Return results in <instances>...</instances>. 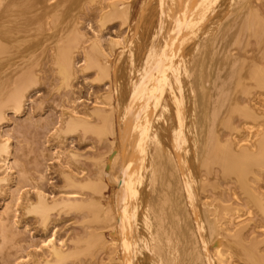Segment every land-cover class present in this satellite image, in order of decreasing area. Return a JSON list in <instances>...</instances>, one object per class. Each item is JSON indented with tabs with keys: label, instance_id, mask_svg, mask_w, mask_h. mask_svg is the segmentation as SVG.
Wrapping results in <instances>:
<instances>
[{
	"label": "bare ground",
	"instance_id": "bare-ground-1",
	"mask_svg": "<svg viewBox=\"0 0 264 264\" xmlns=\"http://www.w3.org/2000/svg\"><path fill=\"white\" fill-rule=\"evenodd\" d=\"M94 9L89 37L82 18ZM112 21L126 33L105 40ZM44 60L69 97L56 127H43L58 155L76 157L65 141L78 132L101 150L92 175L66 178L74 190L64 198L38 185L17 192L0 213V241L17 226L14 208L44 231L52 213L72 210L83 236L69 248L45 238L33 264L98 249L108 264H264L240 233L244 216L264 217V0H0V197L13 182L6 114H21ZM79 72L107 85L101 107L74 97Z\"/></svg>",
	"mask_w": 264,
	"mask_h": 264
},
{
	"label": "rangeland",
	"instance_id": "rangeland-1",
	"mask_svg": "<svg viewBox=\"0 0 264 264\" xmlns=\"http://www.w3.org/2000/svg\"><path fill=\"white\" fill-rule=\"evenodd\" d=\"M98 15V10L94 9L87 11L82 18L81 27L89 37L95 34ZM125 33L126 27L118 21L107 23L101 31L105 40H117ZM45 61H42L45 72L39 73L40 81L29 90L28 101L21 114L13 116L7 113L2 127V134L9 137L11 142L10 165L13 182L7 194L0 197V213L6 206L13 204L17 192H32L37 185L48 200L64 198L63 193L74 190L68 185L66 178L70 176L82 182L92 175L94 160L101 150L92 134L78 132L66 136V144L64 143L76 157L66 163L68 158L58 155V140L51 136V131H43V127L49 123L52 124L51 127H56L69 97L68 92L59 86L58 78L45 65ZM75 61V68L80 69L83 66L81 56L77 55ZM93 78V72H79L73 82L74 97L89 109L101 107L98 97L107 91L106 84H95L92 82ZM261 181L264 189V174ZM236 196L231 202L235 205L240 202L239 205H242L244 211L246 206L241 204L238 193ZM84 197L83 192L77 195L79 200ZM11 216L17 221V226L12 228L8 240L0 241V264H33L37 256L32 253L33 248L38 247L45 238L54 235L64 248H69L76 238L85 233L82 215L72 210L60 214L52 213L45 231L34 216L24 214L20 209L15 211L14 208ZM242 219L244 225L242 224L240 233L245 243L255 246L264 255V217L256 213L251 218L244 216ZM97 252L91 259H81L77 263L67 260L61 264H108L107 251L98 249ZM237 264L246 263L238 261Z\"/></svg>",
	"mask_w": 264,
	"mask_h": 264
}]
</instances>
